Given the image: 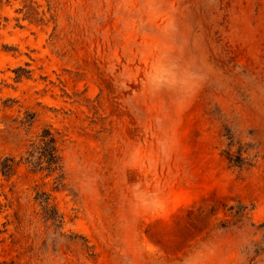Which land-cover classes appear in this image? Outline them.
I'll list each match as a JSON object with an SVG mask.
<instances>
[{
	"label": "rangeland",
	"instance_id": "obj_1",
	"mask_svg": "<svg viewBox=\"0 0 264 264\" xmlns=\"http://www.w3.org/2000/svg\"><path fill=\"white\" fill-rule=\"evenodd\" d=\"M5 157L0 264H264V0H0Z\"/></svg>",
	"mask_w": 264,
	"mask_h": 264
},
{
	"label": "trees",
	"instance_id": "obj_2",
	"mask_svg": "<svg viewBox=\"0 0 264 264\" xmlns=\"http://www.w3.org/2000/svg\"><path fill=\"white\" fill-rule=\"evenodd\" d=\"M22 159L23 163L35 172H45L46 175H56L55 179L59 182L63 177L62 160L58 151L57 141L52 132L44 128L38 138L29 146V150ZM17 163L13 158L5 157L0 159V173L8 177L12 175L13 168ZM44 208H48L47 200ZM49 218L53 222L58 221L57 212L53 209Z\"/></svg>",
	"mask_w": 264,
	"mask_h": 264
}]
</instances>
